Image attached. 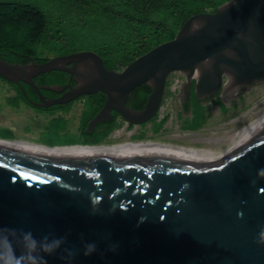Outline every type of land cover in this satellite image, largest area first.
Wrapping results in <instances>:
<instances>
[{"label":"water","instance_id":"obj_1","mask_svg":"<svg viewBox=\"0 0 264 264\" xmlns=\"http://www.w3.org/2000/svg\"><path fill=\"white\" fill-rule=\"evenodd\" d=\"M209 61L211 66L204 68ZM51 71L74 76L77 85L46 98L34 78ZM174 72L186 75V100L195 77L198 98L211 97L227 82L231 87L264 81V0H229L215 12L195 14L172 40L120 71L108 70L92 51L43 63L0 58V76L35 90L39 102H28L36 108L103 93L105 103L88 123L89 133L112 121L113 112L135 125L150 121ZM143 84L151 93L144 108L134 110L127 99ZM73 146L92 145L45 147ZM23 232L38 241L46 236L65 240L54 253H40L46 264H264V132L137 146L96 159L0 146V233L17 255L23 251L18 242ZM89 243L96 250L85 255Z\"/></svg>","mask_w":264,"mask_h":264},{"label":"rangeland","instance_id":"obj_2","mask_svg":"<svg viewBox=\"0 0 264 264\" xmlns=\"http://www.w3.org/2000/svg\"><path fill=\"white\" fill-rule=\"evenodd\" d=\"M0 1L26 3L45 12L48 18L47 33L36 47L41 58L50 59L83 51L100 54L101 46L113 37L91 12L93 8L98 9L97 6L83 4L77 15H70V9H77L78 4L70 8L66 3L68 1L63 0ZM226 80L225 77L224 83ZM186 81L183 73L170 74L156 120L144 127L136 125L133 128L119 120V126L101 144L115 146L139 141L194 144L240 139V130L264 115V81L231 87L227 82L226 89L221 90L218 96L211 95L202 101L196 97L195 101L190 102V112L182 114L179 108L185 96ZM0 95L4 96V92L0 91ZM3 103L4 99L0 97V106ZM82 109V102L77 101L67 113L62 114L64 120L53 121L36 115L24 105L18 110L0 109V139L48 147L84 145L76 138ZM11 127V134L3 130Z\"/></svg>","mask_w":264,"mask_h":264},{"label":"trees","instance_id":"obj_3","mask_svg":"<svg viewBox=\"0 0 264 264\" xmlns=\"http://www.w3.org/2000/svg\"><path fill=\"white\" fill-rule=\"evenodd\" d=\"M70 5V15H77L83 4L97 6L91 12L100 19L103 27H107L110 34L108 42L101 46L98 54L108 70L120 71L141 55L147 53L159 44L172 40L182 25L193 15L206 12H215L216 9L229 0H63ZM68 12V10H67ZM48 18L45 12L36 6L0 1V58L14 64H26L30 60L43 63L48 58L38 56L36 47L42 37L47 33ZM40 76L46 77L48 84H64L70 75L62 71H51ZM36 84L40 81L36 78ZM10 85L17 87L9 82ZM166 87V85H165ZM29 98L36 99L34 90L25 86ZM19 94L12 103H25L29 105L25 97ZM151 93V88L143 84L134 89L127 99V105L134 110L143 108ZM134 103L129 105L131 97ZM195 96L193 101H195ZM106 96L99 92L97 95L89 96L83 105L80 114L82 136L77 141L83 144L97 145L107 139L119 124L115 119L104 132L90 136L86 132L88 122L102 108ZM63 106H54L50 109H39L38 111L55 112ZM70 108V104L64 107ZM157 115L154 120H156ZM61 120V119H60Z\"/></svg>","mask_w":264,"mask_h":264},{"label":"flooded vegetation","instance_id":"obj_4","mask_svg":"<svg viewBox=\"0 0 264 264\" xmlns=\"http://www.w3.org/2000/svg\"><path fill=\"white\" fill-rule=\"evenodd\" d=\"M36 78L40 81V83H39L38 85H37L36 82H35V79H36ZM36 78H34V83L40 88L41 93H42L46 98H57V97H60L63 93H65V92L68 90V88H64V89H62V90H59L60 88L65 87V86H67L68 84H70L72 87H74V86L77 85V81L75 80V77H74V76H71V75H70V77H69L68 82H67V83H64V84H61V85H58V84H48V83H46V77H45V76H40V75H39V76L36 77ZM196 80H197L196 77L193 78V80H192V86H191V95H190V98H189L188 100H186V99L184 98V99L182 100V102H181V106H180V108H179V111H180L182 114L190 112V109H189L190 102H193V97H194V96H195V98L197 97V94H196V91H195ZM15 86L17 87V89L13 88V87L10 85L9 81H7L4 77L0 76V91H1V92H4V96H1V95H0V97H2V99H4V103L0 106V109H4V110H11V109H13V110H18L19 107H20L21 105H24L26 108L32 110L36 115L45 116L46 118H48V119H47L48 121L60 120V119L64 120L65 118H64V116H62V114H63V113H67V112L71 109L72 105H73L75 102H77V101H81V102H82V105H84V103L86 102V100H87V98H88L89 96H93V95H97V94H98V93H94V94H91V95H85V96L79 97L78 99H75V100L69 102L68 104H70V108H69L68 110H66V109L64 108L65 106L68 105V104H66V105L63 106L62 109H59V110H57V111H55V112H50V111H44V112H42V111H38V110H36V107H34L33 105H31V104L28 102V100H31V101H34V102H39V96H38V94L36 93L35 90H34V92L36 93L37 98H36V99H33V98H29V97L27 96V94H26V97L23 95V91H22L21 87H22V88L24 89V91L26 92L25 86H28V85H26V84H24V83H20V86H17V85H15ZM28 87H29V86H28ZM51 87H53V88L55 87V88H57L58 90L56 89V90L53 91V90L49 89V88H51ZM30 88H31V87H30ZM224 89H226L225 84L219 89V92H218V93H216V94H214V95H212V96H218V95L220 94L221 90L223 91ZM18 90H19V91L21 92V94L25 97V99H26V101H27V103H28L29 105H27V104H25V103H22V102H19V103H12V100H13L15 97H17L18 94H19ZM130 94H131V93H130ZM129 96H130V95H129ZM133 98H134V96H132V97H131V101L128 102L129 105H132V103H134L135 100H133ZM208 98H209V97H208ZM198 99H199L200 101H202V100L207 99V98H202V97L200 96ZM147 100H148V99H147ZM146 102H147V101H146ZM146 102H145V104H146ZM104 103H105V102H104ZM145 104H144V106H145ZM103 105H104V104H103ZM57 106H58V105H57ZM60 106H62V105H60ZM144 106H143V108H144ZM53 107H54V106H53ZM53 107H51V108H53ZM143 108H141L140 110H142ZM39 109H42V108H39ZM48 109H50V108H48ZM82 110H83V109H82ZM81 112H82V111H81ZM80 114H81V113H80ZM115 114H117V113H116V112H113V120H112V121H106V122H101V123L97 124V125L93 128L92 132H90V133L87 131V126H88V124H87V126H86V132H87V134L90 135V136H93V135H95V134H97V133H99V132H104V131H106V130L108 129V127L110 126V124L113 123ZM117 115H118V114H117ZM155 116H156V115H155ZM155 116H154L150 121H148V122H146V123H143V124H141V125H138V126H140V127H144V126H146L147 124H151V122L154 120ZM119 120L126 122V121L122 118V116H120V115H118V116L116 117V119H115L116 123H119ZM89 122H90V121H89ZM89 122H88V123H89ZM81 124H82V123H81V120H79L78 132L76 133V136L80 137V139H81V136H82V133H83ZM127 126L133 128V127L136 126V125H135V124H131V123H127ZM11 128H12V127H11ZM11 128L3 129V130H4V131L7 130V131L11 134V132L13 131V128H12V129H11ZM0 129H2V128H0ZM28 132H30V128H28ZM112 132H113V131H112ZM112 132H111V133H112ZM111 133H110V134H111ZM110 134H109V135H110ZM109 135H108V136H109ZM108 136H107V137H108ZM78 137H76V138L78 139ZM81 140H82V139H81ZM139 142H140V141H139ZM129 143H131V142H129ZM99 145H105V146H106L104 149L96 150V151H98V153H100V155H104V157H108V156H111V155H115V154H117V153H119V152H121V151L126 150L123 146H118V145H120V144L115 145V146H108V145H106V144H99ZM92 146H96V145H92ZM92 152H95V151H92ZM88 153H90V152H88Z\"/></svg>","mask_w":264,"mask_h":264},{"label":"clouds","instance_id":"obj_5","mask_svg":"<svg viewBox=\"0 0 264 264\" xmlns=\"http://www.w3.org/2000/svg\"><path fill=\"white\" fill-rule=\"evenodd\" d=\"M7 231V230H5ZM12 236H16L15 231L11 232ZM261 240L264 242V232L261 233ZM18 242L22 246V253L16 254L12 242L8 239L7 235L0 233V264H46L43 256L40 253L52 254L65 243L63 238L49 239L47 236L42 240H37L33 237L31 232H23L18 238ZM96 250L94 243L85 245V255H90ZM69 256L75 253L65 249Z\"/></svg>","mask_w":264,"mask_h":264},{"label":"bare ground","instance_id":"obj_6","mask_svg":"<svg viewBox=\"0 0 264 264\" xmlns=\"http://www.w3.org/2000/svg\"><path fill=\"white\" fill-rule=\"evenodd\" d=\"M212 61L204 63V68L211 66ZM199 75V73H197ZM251 124V123H250ZM264 132V115H262L258 120L253 122L251 125L243 128L239 132L240 138H250L256 137L259 134ZM154 144H167L162 142L154 141H140V142H131L123 143L118 146H123L125 149L137 146H146ZM0 146L18 149L26 152L37 153L49 157H63V158H105L104 155H100L98 151L104 149L105 145H96V146H73V147H64V148H48L45 146L32 144L24 141H0ZM95 151V152H92ZM90 152V153H88Z\"/></svg>","mask_w":264,"mask_h":264}]
</instances>
